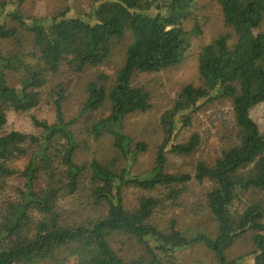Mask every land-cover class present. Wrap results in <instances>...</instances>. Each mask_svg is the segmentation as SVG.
<instances>
[{
    "label": "trees",
    "instance_id": "trees-1",
    "mask_svg": "<svg viewBox=\"0 0 264 264\" xmlns=\"http://www.w3.org/2000/svg\"><path fill=\"white\" fill-rule=\"evenodd\" d=\"M26 1L0 0V44L13 47L9 54L0 50V264H179L177 254L196 244L216 264H264V128L252 115L264 103V0H213L224 30L200 49V84L184 86L152 127L162 139L153 167L143 173L133 169L148 144L126 131V121L152 108V94L136 77L184 62L191 36L203 33L196 0H91L88 12H75L74 0H64L54 17L23 15L18 8ZM8 18L16 25L8 26ZM121 51L114 84L107 86L106 75L90 83L77 118L66 120L65 90L57 84L50 93L54 122L33 119L29 133L4 130L7 113L38 107L41 90L64 67L81 73ZM16 73L20 87L8 82ZM226 101L234 118L218 154L192 163L191 174L170 173V155L192 157L203 144L199 133L176 140L192 126L191 114ZM107 104L109 114L86 123L82 133L110 139L123 168L99 158L77 160L84 144L78 120H90ZM194 182L210 187L203 188L202 202L187 208L182 196ZM84 183L86 204L65 208ZM130 189L138 194L132 206ZM180 208L207 213L211 232L187 237L176 219L167 227L156 223L158 212ZM237 244L250 251L229 259Z\"/></svg>",
    "mask_w": 264,
    "mask_h": 264
},
{
    "label": "rangeland",
    "instance_id": "rangeland-1",
    "mask_svg": "<svg viewBox=\"0 0 264 264\" xmlns=\"http://www.w3.org/2000/svg\"><path fill=\"white\" fill-rule=\"evenodd\" d=\"M64 0H27L24 5L18 8L23 15L30 16H49L54 17L59 7L64 4ZM91 0H74L73 6L75 12H88ZM194 15L200 22L203 33L199 36L192 35L190 46L184 62L177 68L163 71L160 73L141 74L136 78V82L144 85L152 94V108L145 114H137L126 121V131L137 140H143L148 144V151L142 153L138 163L134 166L136 173L149 171L155 160L156 146L161 142L162 136L154 134L152 127L159 123L162 114L170 109L177 99L182 88L189 84L199 85L198 73V55L200 49L215 38L224 30L223 17L220 7L213 0H196ZM8 26L16 25L11 18L7 19ZM186 30H191L193 24L190 21L184 25ZM1 43V42H0ZM0 50L4 54L13 51L9 42H2ZM123 65V51L114 54L113 57L104 65L98 67H88L81 73H76L68 68H63L60 74L50 77L48 84L41 90L42 100L38 107L27 113H16L9 111L7 113L8 123L5 131H19L29 133L33 130V119L39 121L54 122L56 114L54 111V100H50L52 88L57 84L64 87L66 99L63 102V112L66 120H73L78 117L83 104L88 97V86L90 83L98 80L104 75L108 76L107 86L111 87L117 77L118 71ZM19 73L10 74L8 82L10 85L20 87ZM203 106V105H202ZM201 106V107H202ZM200 107V108H201ZM110 112V106L107 104L100 111L94 113L90 120L80 118L76 124L79 132V138L84 142L77 160L80 163L89 162L94 158H99L104 163L115 168L125 167V161L121 160L118 153L112 148L111 140L103 138L94 140L84 135L85 124L96 120L102 116H107ZM254 119L264 128V103L256 107L252 113ZM192 126L183 129L176 140L190 137L193 133H199L203 138V144L200 150L192 157L169 156L168 170L170 173H192V163L199 159L213 160L218 154L221 145V135L228 129V125L233 120V111L230 102H217L213 105H206L191 114ZM178 138V139H177ZM21 162L16 163L20 165ZM17 178V177H15ZM15 186H19L20 180H13ZM88 183H84L81 189L73 196L67 198L65 208L73 211L75 208H81L87 202ZM210 185H198L192 183L182 196L185 199V206L190 208L195 203L202 202L204 189H209ZM137 191L130 189L126 195L127 203L132 206L136 202ZM157 224L160 227H167L170 219H176L177 227L187 237L196 236L199 233L211 232L213 229V220L207 213L189 214V211L183 212V209L174 210V212H158ZM161 219V222H158ZM250 251L245 244H237L228 252L229 259L240 257ZM138 251L131 252L132 258ZM179 264H216L210 250L203 244H196L190 248L184 249L177 254Z\"/></svg>",
    "mask_w": 264,
    "mask_h": 264
}]
</instances>
